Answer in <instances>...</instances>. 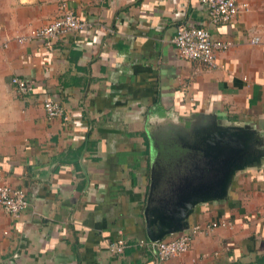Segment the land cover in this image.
<instances>
[{"label":"crops","instance_id":"obj_1","mask_svg":"<svg viewBox=\"0 0 264 264\" xmlns=\"http://www.w3.org/2000/svg\"><path fill=\"white\" fill-rule=\"evenodd\" d=\"M237 1L248 9L220 27L199 0H0V177L29 202L19 218L0 214V264H264V47L250 43L264 42V0ZM63 3L89 27L52 49L17 42L61 17ZM180 25L232 42L217 68L179 57ZM14 77L34 92L20 95ZM46 99L61 118L46 116ZM212 117L249 130L261 158L165 238L215 220L234 228L200 232L186 254L157 262L137 243L152 165L178 161L162 138L186 152L181 129ZM118 238L123 255L108 251Z\"/></svg>","mask_w":264,"mask_h":264},{"label":"water","instance_id":"obj_2","mask_svg":"<svg viewBox=\"0 0 264 264\" xmlns=\"http://www.w3.org/2000/svg\"><path fill=\"white\" fill-rule=\"evenodd\" d=\"M179 139L186 155L175 176L170 165H152L144 210L146 239L151 242L186 230L196 205L226 198L234 174L261 158L249 130L220 125L215 117L181 129Z\"/></svg>","mask_w":264,"mask_h":264},{"label":"built area","instance_id":"obj_3","mask_svg":"<svg viewBox=\"0 0 264 264\" xmlns=\"http://www.w3.org/2000/svg\"><path fill=\"white\" fill-rule=\"evenodd\" d=\"M206 10L209 21L216 26H225L241 12L248 9L247 4L239 5L237 0H199ZM63 14L61 17L50 21L45 26L33 29L25 37L15 38L17 42L40 41L48 49H52L54 41L63 34L82 31L89 24L80 20L66 5L61 4ZM250 43L264 47V42L259 36L250 39ZM173 44L180 58L187 61H197L207 69L217 68V55L226 52L232 47V42L225 39H216L211 36L204 27L180 25L173 38ZM6 47V45H3ZM11 83L17 92L22 95H30L34 92V84L19 78H12ZM43 109L49 119L61 118L63 108L61 104L52 99L43 101ZM29 206L26 193L22 189L13 188L0 177V214L19 218ZM234 228L229 220H215L205 225H194L177 237L151 242L147 239L139 240L137 246L148 251L157 262H163L171 258L186 254L192 245L194 237L200 232H210L214 229ZM126 242L122 238L110 242L108 251L113 255H123Z\"/></svg>","mask_w":264,"mask_h":264},{"label":"flooded vegetation","instance_id":"obj_4","mask_svg":"<svg viewBox=\"0 0 264 264\" xmlns=\"http://www.w3.org/2000/svg\"><path fill=\"white\" fill-rule=\"evenodd\" d=\"M162 140H163V145H164V147H165V149L166 148H170L172 151H170V157H173L172 158V160H178L176 163H175V165L173 166V165H171L170 166V170H172V174H173V176H175L176 175V173H178V167H176V166H179V167H182V161H183V159L185 158V155H186V152L185 151H182V150H177L176 148H177V146L176 145H174V140H171L170 138H162ZM175 150H174V149ZM175 151V152H174ZM166 153H167V155H168V152L166 151ZM169 156V155H168Z\"/></svg>","mask_w":264,"mask_h":264}]
</instances>
